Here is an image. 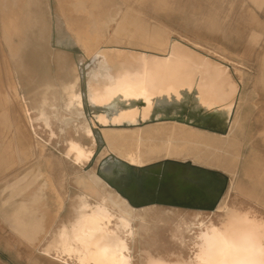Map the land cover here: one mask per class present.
Instances as JSON below:
<instances>
[{"label":"bare ground","instance_id":"obj_1","mask_svg":"<svg viewBox=\"0 0 264 264\" xmlns=\"http://www.w3.org/2000/svg\"><path fill=\"white\" fill-rule=\"evenodd\" d=\"M72 1L75 13L84 19L67 17L66 25L85 58L71 64L64 61L65 76L57 89V84L41 78L32 92L22 96L16 93L14 78V94L34 133L39 129L51 141L57 135L53 117L60 121L62 133L77 122L75 132L79 134L81 128L94 144L101 142L103 149L88 173L69 176L64 171L58 181L53 172L44 173L40 168L14 178L5 188L10 194L3 203L14 234L56 264H131V241L137 234L134 223L140 218L139 227H146L141 213L145 207L136 208L131 202L154 199L152 195L134 196V187L143 188L150 182L175 193V177L185 175L192 185L212 190L210 201L218 196L221 185L203 187V176L189 168L174 163L149 167L166 161L190 162L230 175V185L215 211L220 219L202 225L190 260L169 259L154 254L151 247H141L139 264H264V218L230 202L232 190L262 202L257 193L264 186V174L243 170L252 186L239 180L249 115L244 87L246 77L252 76L198 44L173 38L160 25L151 26L131 4L118 20L109 22L107 14L99 12L103 0ZM125 1L140 7L144 4V0ZM251 1L259 8L264 6V0ZM33 3L41 7V0ZM28 19L35 27L42 24L41 16L32 10ZM250 40L256 42L257 35L252 34ZM29 42V37L19 39L17 46L27 48ZM7 43L21 66V48L11 39ZM260 81L264 83V76ZM263 132L264 128H258L256 134ZM15 143L20 161L31 156L22 137ZM72 149L79 161L92 155L80 146ZM130 167L148 169L140 176ZM102 185L111 187V194L105 195ZM159 221L167 219L160 216Z\"/></svg>","mask_w":264,"mask_h":264},{"label":"rangeland","instance_id":"obj_2","mask_svg":"<svg viewBox=\"0 0 264 264\" xmlns=\"http://www.w3.org/2000/svg\"><path fill=\"white\" fill-rule=\"evenodd\" d=\"M33 4V0H0V264H56L35 253L14 234L11 223L5 217L8 208H3V203L10 194L9 190L5 191L7 185L13 183L14 178L36 172L40 168L44 173L53 172L58 181L64 171L69 176L88 173L95 167L103 149L101 142L94 144L90 136L83 134L81 128L79 134L75 132L79 125L77 122L62 133L60 121L53 117L52 126L57 135L47 141L46 134L40 133L39 129L34 133L26 119L23 105L14 94L15 81L16 93L22 96L32 92L41 78L57 84V89L65 76L62 72L64 61L71 64L85 58L84 51L66 25L67 17L84 19L75 13L77 9L74 1L41 0L40 8ZM127 4L141 10L151 26L160 25L168 29L173 38L181 37L198 44L204 51L214 53V56L221 57L233 67L252 76L246 77L244 87V94L249 99V106L246 108L249 115L245 121L244 160L240 165L239 177L243 185L249 186L252 181H249V176L243 170H258L264 174V132L256 134L258 128H264V83L260 81L264 76V6L259 8L251 0H144L140 7L139 3H126L125 0H103L99 12L107 14L111 22L122 16ZM30 10L41 16L42 24L35 27L29 19L27 21ZM32 29L34 32H30ZM252 34L257 35L256 42L250 40ZM27 37L30 39L27 48L25 44L17 46L19 39ZM7 39H11L15 47L21 48V66L13 58L14 51L8 47ZM14 70L16 74H13ZM19 137L31 149V156L21 161L22 155L15 143ZM42 144L45 145L43 150ZM79 146L92 154L88 160H77V151L72 147ZM133 170L140 173L138 167ZM210 170L219 173L220 175H216L220 179L227 177L225 195L230 185V175L218 169ZM215 182L203 176V187L217 188ZM263 188L264 186L259 188L257 193L262 202L258 198L246 199L235 194L234 190L231 191L230 202L264 218ZM100 190L105 195L112 192L109 186L102 185ZM215 211L159 205L145 207L141 211L146 220L145 229L139 227L140 218L133 227L137 234L131 241V264H139L141 247H151L154 254H161L169 259L190 260L194 253L195 236L202 225L209 220L220 219ZM68 214L69 205L62 217L67 219ZM160 216H164L167 222L159 221Z\"/></svg>","mask_w":264,"mask_h":264},{"label":"water","instance_id":"obj_3","mask_svg":"<svg viewBox=\"0 0 264 264\" xmlns=\"http://www.w3.org/2000/svg\"><path fill=\"white\" fill-rule=\"evenodd\" d=\"M165 163H174L178 166H182L183 168H189L191 172H193L195 175L200 176H207L211 180H215L217 182V185H221L220 191L216 199L210 201V195L212 194V190L207 191V189L202 188L199 184L197 186H194L191 184L190 179L185 175H178L174 179V189L175 193H172V189H163L161 190V186L158 184L157 187H155L152 183L147 182L146 185H144L143 188L134 187L133 193L134 196L138 197L142 194H144V198H147L146 196H154L153 200L144 201V203H132V206L136 208L141 207H147V206H170V207H180V208H190V209H205V210H216L217 206L219 205L220 200L222 199L224 195V190L227 187V177H224L223 179H220V177H217V175H220L219 173L210 170L205 167L194 165L190 162L186 163H179V162H161V163H155L152 164L149 167H155L160 164ZM135 167H130L129 169L132 171ZM140 173L148 169V167H140ZM217 174V175H216ZM98 175L106 181V179L101 175L99 172ZM141 176V174H140ZM112 188H114L116 191L118 190L117 185H112L109 181H106ZM215 182V183H216ZM162 192V194H160ZM198 196V197H197ZM193 199H197L196 201H192ZM208 202L210 201V204H202L201 202Z\"/></svg>","mask_w":264,"mask_h":264},{"label":"flooded vegetation","instance_id":"obj_4","mask_svg":"<svg viewBox=\"0 0 264 264\" xmlns=\"http://www.w3.org/2000/svg\"><path fill=\"white\" fill-rule=\"evenodd\" d=\"M48 141V140H47Z\"/></svg>","mask_w":264,"mask_h":264}]
</instances>
